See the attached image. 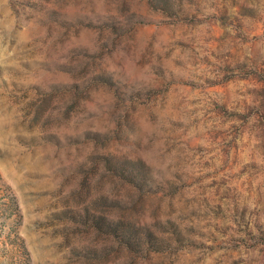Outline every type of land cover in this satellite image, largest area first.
<instances>
[{
	"label": "rangeland",
	"instance_id": "374dc122",
	"mask_svg": "<svg viewBox=\"0 0 264 264\" xmlns=\"http://www.w3.org/2000/svg\"><path fill=\"white\" fill-rule=\"evenodd\" d=\"M0 264H264V0H0Z\"/></svg>",
	"mask_w": 264,
	"mask_h": 264
}]
</instances>
